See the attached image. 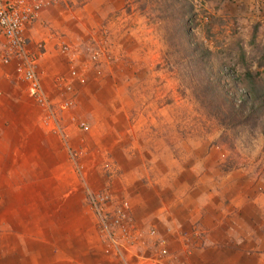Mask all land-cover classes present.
Returning <instances> with one entry per match:
<instances>
[{
	"label": "rangeland",
	"instance_id": "obj_1",
	"mask_svg": "<svg viewBox=\"0 0 264 264\" xmlns=\"http://www.w3.org/2000/svg\"><path fill=\"white\" fill-rule=\"evenodd\" d=\"M38 1L26 30L54 9L29 57L37 70L47 44L55 76L45 89L38 75L46 106L29 97L51 121L43 142L60 143L86 191L107 263L160 261L176 238L189 249L223 213L229 228L262 230L264 0ZM21 191L0 185L2 223L24 220L10 215Z\"/></svg>",
	"mask_w": 264,
	"mask_h": 264
},
{
	"label": "crops",
	"instance_id": "obj_2",
	"mask_svg": "<svg viewBox=\"0 0 264 264\" xmlns=\"http://www.w3.org/2000/svg\"><path fill=\"white\" fill-rule=\"evenodd\" d=\"M53 9H43L28 27L25 35L29 42L46 39L43 26L47 25V15H52ZM44 47L36 71L48 89L55 75L51 67H44L50 58L48 54L51 55L47 44ZM20 84L13 67L0 64V185L10 187L12 192L22 190L11 198L10 215L24 219L12 224L0 221V264H108L93 217L86 208V191L74 176L67 157L61 155L60 143L55 152L53 145L43 142L44 138L54 139L45 126L51 121L44 123V114ZM52 122L58 128L59 124ZM49 185H56L62 191L56 188L50 195L41 188H30ZM36 202L43 206H49L48 202L57 204L43 210ZM228 214L221 215L216 221L218 228L212 229L204 242L189 245L188 249L185 241L176 238L171 243L174 246L171 255H162L160 261L140 259L139 264H170L168 260L173 257L172 264H264V228L255 234H246L238 225L229 228L228 222L225 223ZM231 219L244 222L239 212Z\"/></svg>",
	"mask_w": 264,
	"mask_h": 264
},
{
	"label": "built area",
	"instance_id": "obj_3",
	"mask_svg": "<svg viewBox=\"0 0 264 264\" xmlns=\"http://www.w3.org/2000/svg\"><path fill=\"white\" fill-rule=\"evenodd\" d=\"M42 8L38 0H0V63L13 66L29 87L32 100L38 106H46V98L35 69V62L29 57L27 26ZM66 105L62 104L60 108Z\"/></svg>",
	"mask_w": 264,
	"mask_h": 264
},
{
	"label": "trees",
	"instance_id": "obj_4",
	"mask_svg": "<svg viewBox=\"0 0 264 264\" xmlns=\"http://www.w3.org/2000/svg\"><path fill=\"white\" fill-rule=\"evenodd\" d=\"M181 22V25L183 26V25H185L184 24V22L185 21H183V20H181L180 21ZM250 86H252L251 84H250ZM257 90H247V91H243V93H242V96L241 95H239V96H241V98H245V97H247V96H249V93H250V96H251V94L254 96V92H256ZM241 93V91H239V94ZM260 94H262V96H263V98H264V91H259V93H257L256 95L258 96V95H260ZM250 100H251V98H250ZM240 101H241V103H243L242 102V100L240 99ZM243 105H244V103H243Z\"/></svg>",
	"mask_w": 264,
	"mask_h": 264
}]
</instances>
